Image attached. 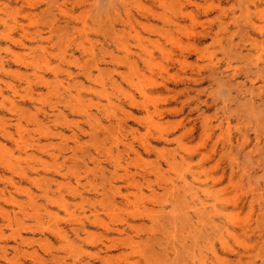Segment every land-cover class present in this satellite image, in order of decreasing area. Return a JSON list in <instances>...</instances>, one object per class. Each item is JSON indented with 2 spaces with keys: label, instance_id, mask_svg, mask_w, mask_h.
I'll return each instance as SVG.
<instances>
[{
  "label": "rangeland",
  "instance_id": "1",
  "mask_svg": "<svg viewBox=\"0 0 264 264\" xmlns=\"http://www.w3.org/2000/svg\"><path fill=\"white\" fill-rule=\"evenodd\" d=\"M0 17L7 20L0 22V57L9 70L0 72V122L15 135V118L4 106L11 100L28 109L21 124L32 144L21 160L27 179L0 164V211L6 212L0 213V264H74L75 256L82 264H192L194 238L209 256L212 243L203 248L204 240L216 239L203 230L209 222L178 196L184 185L177 171L187 167L182 157L189 154L187 182L245 217L241 240L248 237L255 263L264 264V72L255 75L250 61L260 55L264 66V0H0ZM38 34L43 52L27 50ZM140 46L153 58L149 67ZM42 54L64 86L65 70L72 71L80 109L93 119L62 102L63 85L50 93L15 59ZM81 68L100 80L88 81ZM136 71L145 99L126 81ZM38 75L53 78L49 69ZM150 119L157 128L148 127ZM1 145L18 156L0 133ZM52 178L61 189H48ZM61 197L68 212L46 201ZM233 197L242 209L232 211ZM80 224L85 229L76 234ZM111 241L116 248L105 253L102 245ZM215 247L226 255L217 241Z\"/></svg>",
  "mask_w": 264,
  "mask_h": 264
},
{
  "label": "bare ground",
  "instance_id": "2",
  "mask_svg": "<svg viewBox=\"0 0 264 264\" xmlns=\"http://www.w3.org/2000/svg\"><path fill=\"white\" fill-rule=\"evenodd\" d=\"M26 1V0H25ZM162 6L164 8H168L165 4L164 1L161 2ZM125 6V4H124ZM118 15V14H117ZM0 22L4 25L7 26V20L4 19L3 17H0ZM65 22H68V20H66ZM122 22V21H121ZM38 37L39 39L36 40L35 38ZM6 38H10L12 39V35L7 34ZM32 40L34 41H30L29 45L26 46V49L33 52L36 49L40 50L43 52L44 47H43V41L44 38L41 36V34H38L35 37H32ZM117 45L119 47H121V49L127 53L129 50L128 48L125 46V44H123L121 41V38H119ZM140 50H142L144 52L145 57L142 59L143 63L146 64L147 67H149L152 64L153 58L150 54H147L148 52L145 50L144 47L140 46ZM81 49L83 52L87 51V48L81 45ZM7 52V51H6ZM240 54L242 52H239ZM44 54L42 55H34L33 57L27 58V59H22L16 56V62H18L20 65H22L23 67H30L32 68L33 72H34V79L36 80L37 83L41 84L42 86H44L46 88V90H48L50 93H56L58 94L60 91V85H63V91L64 93L67 94V96H63L64 98L62 99L63 103H67V104H71L73 108H77V110H82L81 112L84 113V116L87 118V121H90L91 119H93V117H95V115H93L92 113H90L88 110V108L83 107L82 109H80V104L82 102V100L80 99V93L79 90L77 89V87L80 85V82L78 80H75L74 78H71L72 76V71L70 70H65L67 71V77L70 78L69 81L65 84H63L62 80H59V75H58V70L56 67H52L50 65V62L43 57ZM250 54H247L246 56H244V58H251ZM112 61H114V58L111 57ZM261 59L260 55H257L256 58H252L250 59L251 63L253 64L255 70L253 71V73L255 75H260L264 72V66H259V61ZM96 70L99 71V75L101 74V70H100V66L98 64L95 65ZM40 69H49L52 71V79H47L44 75H38V72ZM9 71L8 69L5 68V65L0 57V72H6ZM81 71L83 73V75L88 79V81L95 83L98 82L100 80V77L98 76H94L92 74L91 71L86 70L85 68H81ZM214 72L212 71L211 75H213ZM77 78V77H76ZM141 76L139 75V73L134 72L132 74L131 77H127L126 81L129 83V85L133 86L137 93L142 97V98H147L148 97V92L146 91V89L144 88V86L142 85V82L140 81ZM222 78H219V81H221ZM103 84H100V86H102ZM225 85H230L225 83ZM74 88V89H72ZM77 89V90H76ZM92 89V88H89ZM76 90V93L73 94V91ZM94 92V90H93ZM261 94V91L258 93ZM0 95L3 97V91L0 89ZM32 99V98H30ZM129 99L134 101V98L132 96L129 95ZM74 101V103H72ZM5 109L10 112L12 114V116L15 118V127H16V136L14 135V133L10 132V130L7 129V127H5L3 125L2 122H0V133L9 138L10 141H12V143L18 148L19 154L18 156H15L14 153L10 150H8L4 145L0 146V164L3 165V167L10 171L12 174H17L19 175L21 178H26L29 177V174L27 171H25V169L21 166V160L22 158H27L30 157V155L28 154V148H30L32 146L31 142H27L23 139V126L21 124V120L22 119H27L26 117H28L26 115V111L25 109H22L18 104H15L13 101H9L8 106H4ZM142 107L144 109V111L146 113L149 112V107L148 105L143 102ZM54 109L50 110V113H53ZM45 114V113H44ZM46 117L45 119H48V115L45 114ZM38 116L34 115L32 117H30V119L32 120V122L34 123V125L39 126L40 122L38 121ZM120 120H117L116 124L120 125L119 123ZM2 123V124H1ZM115 124V123H114ZM147 124L149 125L148 127L150 128H157L158 125L157 123H155L153 120H148ZM59 138H63L62 134H58ZM161 139H167L166 135H161L159 136ZM232 140L228 139V143L231 144ZM39 149H42L40 146L38 147ZM211 152H214V150L212 149ZM189 157V158H188ZM188 157H182V161H186V166H183L182 169H179L177 171V175L180 178L181 182L183 183V191L181 192L182 195H178L179 197L181 196H185L184 198H188V200L191 202L192 207L197 206L196 210L194 212L202 214L201 218L207 220L209 222V224L205 227H203V230L206 232V230L210 229V234L213 236L212 238H216L215 240H204L205 245L203 246V248H206L209 243H212L207 249H208V255H202V247H200V245L198 244V241L196 240V238H194V241L197 245V249L194 250L193 253H191L190 255V262L192 264H233V262L230 259L231 255H234L235 258L238 260L239 264H256L255 263V257H252V249L254 248H249V239L248 237H244V241L241 240L242 238V233L243 234H247L248 233V225H247V221L245 219V217H243L241 219V217L237 216V212H228L227 206H226V202H223L222 199L219 197H214L213 193L211 191H209L208 189H203L200 190L199 188L193 187L190 183L187 182V172H189V168L188 166L190 164L187 163V159L191 160L192 155L189 154ZM204 157V156H203ZM46 166H44V170H48V168H45ZM56 173L57 174H61V177L63 179H65V174H62L60 172V170L57 168L56 169ZM191 178L193 179V181L195 183L200 184V178L198 176H196L195 174H191ZM7 180V184L10 185L11 187L14 188H18L17 183H15L12 180H9L8 178H4ZM0 181L2 180V177L0 176ZM197 181V182H196ZM5 183V182H4ZM51 184L55 185V187L58 189H61L63 185L61 182H58L56 179H53L49 181L48 183V189H51ZM47 185V184H46ZM48 189L45 190V192L48 191ZM202 192L205 196V198H201L198 193ZM56 193L53 191V194ZM55 195V194H54ZM2 198H4L2 196ZM81 199L84 200L83 197H81ZM5 201H7V199L4 198ZM10 200V199H9ZM30 200H32L30 198ZM233 201L231 202V206H232V211H238L240 209H242L243 207H240L241 202H239L237 200L236 197H233L232 199ZM46 201L51 202L53 204L59 205L60 207H64L65 211L68 212V209L66 207V200L65 198L61 197V198H56V199H52V198H47ZM250 202V201H249ZM252 203V201H251ZM160 207L163 208L164 207V203H159ZM240 207V208H239ZM2 210V209H1ZM0 213L2 215L5 216L6 212L4 210L0 211ZM209 216V220L207 219V216ZM218 221V224L215 222ZM213 223L215 225H213ZM214 227L217 228L216 231H214ZM85 227L83 226V224H80L79 227H76L75 229L73 228V230L77 233H80L82 231H84ZM58 233H62L61 230H57ZM207 233V232H206ZM219 239V240H218ZM215 241H217L220 246L223 248V250H225L226 255L224 257H222L219 254V251L216 249L215 247ZM108 243H110V240H108ZM233 244L232 246H229V244ZM234 245H237V248H234ZM102 248L104 249V252H109L110 250H113L114 248H116V245L114 244V242L111 241V244H103ZM260 252L264 253V248H262L260 250ZM77 256H75L74 258V264H82V261L79 259H76ZM102 258H100L101 260ZM107 262V260H103L102 262ZM245 262V263H243ZM83 264H90L89 261H87L86 263Z\"/></svg>",
  "mask_w": 264,
  "mask_h": 264
}]
</instances>
